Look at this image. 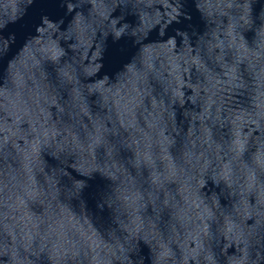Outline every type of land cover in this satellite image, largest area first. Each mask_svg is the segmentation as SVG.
Returning <instances> with one entry per match:
<instances>
[{"label":"water","instance_id":"water-1","mask_svg":"<svg viewBox=\"0 0 264 264\" xmlns=\"http://www.w3.org/2000/svg\"><path fill=\"white\" fill-rule=\"evenodd\" d=\"M0 264H264V0H0Z\"/></svg>","mask_w":264,"mask_h":264}]
</instances>
